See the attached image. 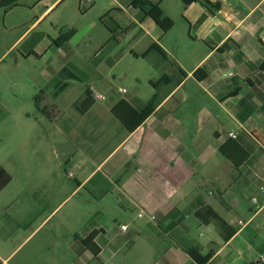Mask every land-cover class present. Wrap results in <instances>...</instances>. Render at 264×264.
<instances>
[{"label": "crops", "instance_id": "obj_1", "mask_svg": "<svg viewBox=\"0 0 264 264\" xmlns=\"http://www.w3.org/2000/svg\"><path fill=\"white\" fill-rule=\"evenodd\" d=\"M206 1L211 5L205 0L187 5L184 0H0V62L19 49L24 61L43 62L47 70L30 73L32 96L14 94L16 108L0 99V167L10 174L5 160L15 163L25 191L9 194L12 178L0 192V264H46L41 254L51 249L44 246L42 231L75 198L87 214L66 235L71 264H264V0ZM158 6L174 23L168 31L150 16ZM76 7L80 13L87 8L83 18L96 16L84 32L67 17ZM57 24L62 26L58 39L40 30L56 31ZM70 30L76 33L65 42L62 32ZM96 36L102 44L96 54L101 72L93 80L103 83L105 71L129 54L150 60L152 71L162 74L155 82L149 78V99L138 87L125 93L128 98L99 92L106 100H95L81 113L86 85L71 83L61 91L53 59L64 66L76 51L75 40L91 43ZM145 39L148 46L139 54L135 47ZM154 44L161 52L143 57ZM200 68L205 77L197 79ZM20 85L9 79L10 89ZM153 96L155 110L134 130L116 115L122 101L141 111ZM14 132L16 156L4 150ZM231 140L248 153L243 157L228 149L236 165L221 152ZM59 146L66 149L60 177L54 176L52 161ZM43 172L48 177L41 181ZM254 197L258 205L251 204ZM214 214L227 223L224 231ZM122 225L128 229L122 231ZM93 233L97 254L83 243Z\"/></svg>", "mask_w": 264, "mask_h": 264}, {"label": "rangeland", "instance_id": "obj_2", "mask_svg": "<svg viewBox=\"0 0 264 264\" xmlns=\"http://www.w3.org/2000/svg\"><path fill=\"white\" fill-rule=\"evenodd\" d=\"M101 0H98V2ZM85 5V4H84ZM83 7V6H82ZM87 12V8H82V12L80 13L76 8H72V10L68 13L67 17L68 20H70V24H74L76 28L81 29L83 32L85 28L95 22V14L91 13L87 15L85 18L82 17L83 13L85 14ZM25 16L27 18L33 17L31 13L25 12ZM57 30L53 31V29L44 28L40 29L41 31H45L48 34H50L53 38L58 39L59 33L62 29V26L60 24H57ZM69 28H73L71 25ZM39 32V31H37ZM17 32L12 33L8 36V39L10 40L12 37L16 35ZM36 33V32H35ZM32 34L31 38L35 35ZM15 34V35H14ZM148 40L145 39L142 43L139 44V46L135 47V50L141 54L145 48H147ZM102 44H101V38L96 36L91 43H85L82 38H78L75 40V42L72 44V47L74 50H76L74 53H72L73 57L70 58V62L63 63L64 66L59 63V60L53 59V62L51 63V66L53 68L63 69L67 65H73L75 66L80 72L87 73L90 81L87 82H81V81H71L69 84L74 83L77 85H80L82 88L94 87L98 90L100 93H106L112 94L114 98H118L120 96H123L124 98H128L129 94H134V92L137 91V87L140 88V96L144 99H149L153 88L150 86L149 78H152V80L155 82L162 73H154L152 71V65L150 60H135L132 58V56L129 54V56L125 57L123 60H121L118 65L109 72L105 73L106 80L103 83H96L95 80H93L96 77V73L101 72V68L98 69V58L96 57L98 51L100 50ZM122 47L124 49L125 44H122ZM26 48V46H20V49L23 50ZM19 49L15 50L11 53H9L6 57L2 59L0 62V86L2 88L0 99L3 100L11 109L16 108V96H22V98H31L33 87L35 86V81L30 77V73L33 72H39L41 69L44 72H47L46 70V64L39 63L35 59H30L29 61H24V59L21 58V56L18 54ZM17 59H22V62L18 64L16 62ZM69 60V59H68ZM100 64V63H99ZM101 66V64L99 65ZM40 69V70H39ZM109 70V69H108ZM7 73V75L2 74ZM95 73V74H94ZM90 74V75H89ZM169 76L171 73H167ZM9 79L14 80L15 82L22 83L20 86H11L12 88H9ZM126 89L127 93H120V89ZM14 94L16 96H14ZM32 102V101H31ZM17 112V111H16ZM32 116H36V109L30 110ZM17 115V113H15ZM13 114V116H15ZM12 121V118L9 120ZM12 137L14 138L11 143L7 144V147L4 148L7 149V152H10L11 154L17 155L18 150V132L17 133H11ZM9 148V149H8ZM66 149L64 146H59L57 149L58 153V159L54 160L52 157V161L56 162V173L54 176H62L63 168L60 166V163L63 160V157L65 155ZM2 149L0 150V161L3 160L1 157ZM7 166L9 169V172L11 174V177L13 178V183L11 185V188L8 190V193L12 196L20 195L22 196L23 189L21 187L22 180L20 179V176L18 174L17 165L13 163L11 160H8ZM55 168V167H54ZM55 168V169H56ZM48 177V174H45L44 172L41 174V181L46 180ZM40 181V182H41ZM27 193H34L33 190H27ZM18 195V196H19ZM82 195H84V192H82ZM78 201V198H75L74 200H71L68 204L66 203L63 205L55 214L56 216L53 218V220L43 229L42 231V240L44 246L51 249V251L43 250L41 257L42 260L46 262V264H71L70 261V254H66L64 251V247L67 244V232L75 229H77L79 226L77 224L80 222L81 219L85 217L87 214V207H84L82 204H80ZM49 214V209L46 211V215ZM60 220L63 221V223H60ZM67 220V221H65ZM55 247V248H54ZM23 250L20 254H18L15 258V261H17L19 258L22 257V254L27 250ZM73 257V256H72Z\"/></svg>", "mask_w": 264, "mask_h": 264}, {"label": "trees", "instance_id": "obj_3", "mask_svg": "<svg viewBox=\"0 0 264 264\" xmlns=\"http://www.w3.org/2000/svg\"><path fill=\"white\" fill-rule=\"evenodd\" d=\"M163 1V0H159ZM191 0H184V3L187 5ZM205 3L210 6L211 4L205 0ZM150 16L153 18V20L156 22V24L161 27L163 30L168 31L173 27V21L167 17H165L164 12L162 9L158 6L155 8ZM108 16L104 17L102 20H106ZM76 30H70V31H63L62 36L65 42H68L71 40V38L75 35ZM152 50H159L160 49L154 44L151 46V48L144 53L142 56L146 57L150 54ZM161 52V51H160ZM264 68V64L262 65ZM181 74L184 76L185 73L183 71H180ZM203 73V74H202ZM203 75V76H201ZM194 77L197 79H202L205 77L204 70L202 68L198 69ZM58 79H59V87L62 90H65L71 81H81V82H87L90 80L87 73L80 72L75 66L73 65H67L63 69H61L58 72ZM166 80L161 81V83H164ZM158 98L156 96H153L152 99L148 102V105L141 111L134 110L129 104L125 101H122L116 109V115L123 121V123L130 129L134 130L137 126H139L144 120L147 119V117L155 110L156 103ZM95 102V99L93 97V90L91 87L87 86L86 90L84 92V96L82 100L80 101V106L78 107L79 112L84 113L86 112L92 104ZM230 150H234L236 152L243 153V157H247L248 153L234 140H231L225 147L221 148L222 154L231 160L235 165L237 164L235 158L232 156V153ZM12 177L11 175L4 169L0 167V192L11 182ZM203 212H199V215ZM214 220L218 224V226L224 231V229L227 226V223L220 218L218 215L214 214ZM96 237V234H91L87 239L83 240L84 245L89 248L94 254H97V248L94 243V239ZM230 236H225V240H229ZM191 255L195 258L199 259V262L205 263L204 261L198 257H196V252L190 251ZM213 253H211V256L206 258L205 261H208L212 257Z\"/></svg>", "mask_w": 264, "mask_h": 264}, {"label": "built area", "instance_id": "obj_4", "mask_svg": "<svg viewBox=\"0 0 264 264\" xmlns=\"http://www.w3.org/2000/svg\"><path fill=\"white\" fill-rule=\"evenodd\" d=\"M87 2H93L94 0H86ZM228 76H233V74H228ZM120 93H127L126 89H120ZM93 97L95 100H100V101H104L106 100V97L102 94H100L98 91L94 90L93 91ZM229 137L230 138H237V134L236 133H229ZM261 193L264 195V187L261 188ZM251 204L252 205H258V199L256 197L251 199ZM142 215H140L141 217ZM242 223V222H240ZM128 229V227L126 225H122L121 226V230L122 231H126Z\"/></svg>", "mask_w": 264, "mask_h": 264}]
</instances>
